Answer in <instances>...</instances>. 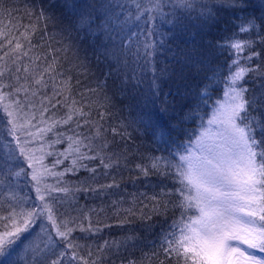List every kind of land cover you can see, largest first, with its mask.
<instances>
[{
  "label": "trees",
  "instance_id": "1",
  "mask_svg": "<svg viewBox=\"0 0 264 264\" xmlns=\"http://www.w3.org/2000/svg\"><path fill=\"white\" fill-rule=\"evenodd\" d=\"M115 2L123 3L131 10L133 19L126 20L127 12L120 14V9L116 8L109 25L101 30L97 27L100 21L91 26L81 25L79 17L63 6L64 0H0V5L9 10L0 15V33L5 34L0 35V45H3L0 62L10 66L15 59L14 55L5 56L9 51L7 39L13 40L11 47L14 48L19 38L24 50L29 51L27 57L16 62L27 64L28 84L33 89L27 93L33 107L24 111L35 112L32 124L41 129L52 128L30 144L29 153L40 151L45 154L47 175L43 184L68 189L67 193L55 194L57 200L50 202L54 204L58 221H73L69 227L75 228L73 242L81 246L76 250L78 256H84L89 262L99 256L102 264H128L129 261L140 264L142 257H152L156 252L159 253L156 259H143V264H156L157 259H164L161 244L164 233L171 231L169 225L173 215L171 212L152 215L151 220H141L139 216L141 211L151 214L150 198L161 187L171 188L172 184L170 178L145 177L136 165H147L150 156L182 153L183 147L198 134L202 121L206 125L215 101L223 99L224 78L229 74L228 65L235 58L225 42L238 33L239 25L247 24L245 17L250 19L260 15V0H247L248 7L244 12L219 8L213 9L211 17L200 18L193 13L191 20L184 18L183 23L175 28L157 18V31L151 39L156 42L158 50L147 64L135 54L137 41L145 39L146 28L151 24L145 25L134 19L132 0ZM48 16L54 19H46ZM171 19V16L166 17V20ZM256 24L259 25L260 21L257 20ZM25 32L31 45L20 35ZM257 32L258 29H250V34H239L234 38L253 40L255 44L251 51L264 53V44L260 42L264 32L259 35ZM124 49L128 51L124 52ZM248 55L249 50L242 53L244 57ZM262 61L264 54L253 57L247 66L261 65L264 71ZM54 62L59 74L48 82L45 92L36 91L38 86L33 78L38 79L39 73ZM153 65L157 67L155 72ZM159 69L166 71L161 73ZM213 70L217 71V77L210 81L207 77ZM235 70L233 67L232 71ZM52 75L45 73L44 79L48 81ZM260 79L258 74L251 73L245 86L259 90ZM205 85H209L206 93ZM9 90L13 91L12 88ZM19 99L25 103L24 91L19 93ZM163 107L169 109L170 116H161L159 110ZM44 108L48 111L44 112ZM78 110L86 115L81 117ZM70 111L75 114L65 124L63 121ZM260 111L257 109L252 114L259 115ZM102 114L104 119L101 120ZM54 121L60 123L53 127ZM158 123H164L168 129L167 144L159 143L152 135ZM97 126L101 129V137L96 136ZM31 131L36 129L31 128ZM0 133L3 138L7 135L5 130ZM77 136L83 141L80 153L69 152V145L75 147ZM104 143H107L106 148L101 147ZM80 154L83 159L78 158ZM102 157L104 164H110V167H104ZM57 160L61 163L56 164ZM73 160L77 161L75 165ZM25 186L15 187V194L25 195ZM3 191L6 194L8 189ZM125 209H132L136 215H128ZM3 213L7 211L0 212V215ZM175 215L179 216V212ZM89 223L91 230L82 232L80 227L88 229ZM149 223L153 225L151 229L143 227ZM41 224L48 226L49 222L35 226L28 238L31 247L25 249L22 246L18 264H34L36 253L32 247L39 243L44 246L47 242L46 236L37 235ZM51 231L54 233L55 230ZM105 241L112 250L101 254L96 250ZM61 250L62 246L57 247L48 261L56 259ZM89 250L93 252L91 257L88 256ZM71 252L69 249L63 257L64 264H83L73 258Z\"/></svg>",
  "mask_w": 264,
  "mask_h": 264
},
{
  "label": "snow or ice",
  "instance_id": "2",
  "mask_svg": "<svg viewBox=\"0 0 264 264\" xmlns=\"http://www.w3.org/2000/svg\"><path fill=\"white\" fill-rule=\"evenodd\" d=\"M132 3L135 6L134 19L142 21L145 25L151 24L146 28L145 39L137 41L135 54L137 59L143 58L146 64L152 61L158 50L156 42L151 39L157 31L155 24L157 18L172 24L175 28L183 23L184 18L191 20L193 13H196V18L211 17L213 9L230 8L244 12L248 7L247 0H218V2L217 0H210V2L205 0H132ZM63 6L72 15L79 17L81 25L91 26L95 21H100L97 27L101 30L109 25L116 8L120 9V14L127 12L126 20L133 19L132 11L126 9L123 3H116L115 0H98L93 3L64 0ZM166 8L169 11L166 12ZM259 8L260 15L252 16L250 19L245 17L247 24L239 25L238 33H234L233 38L225 42L235 58L228 65L229 74L224 78L226 87L223 91V99L215 101L211 116L206 125L202 121L201 130L195 140L185 145L182 153L169 152L168 156H150L147 165H136L145 177L155 175L164 179L170 178L172 184L171 188L161 187L160 191L150 198L151 214L141 211L139 216L141 220H151L152 215H167L170 212L173 215L169 225L171 231L164 233L161 244L164 259H157L156 264H264V71L261 70V65L255 68L247 66L253 57H259L264 53L251 51L255 41L234 38L239 34H250V29H258L257 35L264 32V0H260ZM8 11L0 5V15ZM168 16L173 19L166 20ZM46 19L53 20L54 17L48 16ZM257 20L260 21L259 25L256 24ZM0 35L5 34L0 33ZM20 35L31 45L27 32ZM129 39L131 40V37ZM260 42L264 44V36L260 37ZM7 44L9 51L5 52V56H15V59L11 61L13 65L21 57L29 55V51L24 50L19 38L16 39L14 48L11 47L12 39H7ZM246 50L250 51V55L244 57L242 53ZM127 51L128 49H124V52ZM233 67L236 68L234 72ZM152 70L155 72L157 67L153 65ZM197 70L200 69L197 68ZM24 71L28 72L26 66ZM159 71L163 73L166 69H159ZM15 72L19 73L20 68H16ZM4 73L5 69L0 67V78L4 76ZM45 73L54 75L49 76L46 81ZM251 73H256L261 78L259 90L245 86ZM58 74L54 62L39 73L38 79L33 78L34 83L40 88L47 87L48 82L53 81L54 76ZM216 77L217 71L213 70L207 79L213 81ZM13 79L19 83L20 77L14 76ZM27 79L26 76L25 80ZM3 87L0 85V88ZM8 87L13 89L17 98L12 100L11 104H4L3 109L8 117L7 137L11 139L3 138V134L0 133V212L7 211V215H0V264H18L17 258L22 246L25 249L31 247V240L28 238L34 232L38 222L45 217L49 225L41 224L40 233L37 235L46 236L47 242L42 249L38 247L32 249L39 256L38 260H34V264H64L63 257L67 255L69 249L72 250V257L83 261V264H102L99 256L91 262L84 256H78L76 250L81 246L73 242L72 234L75 228L69 227L73 221L57 220L54 204L50 201H56L55 194L67 193L68 189L45 185L41 194L42 189L39 185L42 173L38 172L34 166L35 153L29 154L27 146L35 141L37 134L42 135L44 132L51 131L52 128L41 129L32 124L35 112H25L24 109H31L33 106L30 103H21L19 99L21 91L25 92V99H27L28 89L14 85H8ZM208 87L209 85H205V93ZM12 94V92L0 91V101ZM257 109L262 111L259 115H253L252 113ZM43 111L47 112L48 109L44 108ZM78 111L81 117L86 115L83 111ZM159 111L162 117L170 116L167 107ZM73 114L75 113L70 111L63 123L66 124L71 120ZM100 119H104L103 114ZM56 123L60 121H54L53 127ZM85 123L87 124L88 121ZM31 128H35L36 131L32 132ZM113 131L116 130L113 129ZM168 134L164 123H158L152 133L161 144H167ZM96 136H102L99 126H97ZM69 139L72 138L69 137ZM74 144L75 147L73 144L69 145L68 151L80 153L83 141L79 136ZM101 147L106 148L107 143L102 144ZM21 158L27 160L29 168L32 169L31 180L34 182L33 186L39 201L30 209L26 206L30 198L18 197L12 183L13 177L26 174L23 168L17 170ZM78 158L83 159V154H80ZM108 158L111 159V157ZM76 162L73 160V165ZM59 163L61 161L57 160L56 164ZM101 163L105 168L111 166L104 164L103 157ZM53 175L62 174L53 173ZM107 187L111 188L113 185H107ZM3 189H8V192L5 194ZM46 196L48 199L45 198ZM147 207L146 205L145 208ZM124 211L130 216L136 215L132 209ZM176 212H179V216L175 215ZM143 227L151 229L153 225L149 223ZM52 229L55 230V236L60 238L59 241L53 238ZM80 230L90 231L91 223L88 229L81 226ZM61 246L63 250L59 252L57 258L48 261L47 257L55 254V249ZM111 250L112 246L105 241L104 245L98 247L96 251L103 254ZM92 255L93 252L89 250L88 256ZM158 255L159 253L154 252L152 257H142L140 264H143V259L147 258L151 261ZM128 264H137V262L129 261Z\"/></svg>",
  "mask_w": 264,
  "mask_h": 264
},
{
  "label": "rangeland",
  "instance_id": "3",
  "mask_svg": "<svg viewBox=\"0 0 264 264\" xmlns=\"http://www.w3.org/2000/svg\"><path fill=\"white\" fill-rule=\"evenodd\" d=\"M127 37H130V35H128ZM0 51H1V47H0ZM25 66L28 68L27 64L26 63H22V62H19L18 64L15 63L14 65L11 64L10 66H8L7 63L0 62V67H2V68L5 69L4 76L2 78H0V85H3L4 87L3 88H0V91H2L4 93H10V92L13 93L11 96L6 97L5 100H4V102L3 101H0V131L1 130H5L6 131V127H7L8 117H7L6 113L3 110L4 109V104H11V101L14 100V98L16 97V94L13 91H10L9 90L10 87H8V85H14V86H17V87L23 86L24 88L28 89V91H33L32 87L29 86V84H28L29 77L27 75L29 74V70H28V72H25L24 71V67ZM16 68H20V72L19 73L15 72V69ZM9 69H10V71H9ZM14 76H19L20 77L19 83H17V81L15 79H13ZM26 76L28 77L27 80H25V77ZM45 90H46L45 87L44 88H40L38 86V89L36 91L45 92ZM25 103H30L32 105V102H31V100L29 98L25 99ZM20 122L22 123L23 120L21 119ZM200 130L198 131V134H199ZM198 134H196V136ZM196 136H195V138H196ZM39 137H40V134H37L36 138H39ZM5 138L6 139H11L10 137H7V135H5ZM195 138L193 140H195ZM29 146H31V145H28L27 146L28 147V150H29ZM29 154H32V153H29ZM44 155L45 154H43L40 151L39 152H36L35 153V157H34V161H33L34 166L37 168L38 172L42 173L41 183L39 185V187H41V189H42L41 194H43V190H44V187H45V184H43L42 182L46 179L45 177L47 175L46 174L47 173V169H46L47 166L44 163V160H46V158H45ZM28 165H29V162L27 160L21 158V161L19 162L18 167L19 168L22 167L25 170V173L26 174H22L20 177H14V180H12V183L14 185V188L16 187V189L19 188L18 186H20L21 184L22 185H26L25 186V189L23 190V192L25 193V195H20L18 197H29L30 199H28L26 206L30 209L31 207H34L36 203H39V201L37 199V194H36L35 188L33 186L34 185V182L31 180L32 169L29 168ZM45 198L48 199L47 196ZM1 215H7V213L6 214L3 213ZM40 222L47 223L46 217L43 218L38 223H40ZM52 234H53V238L55 240H56V238H59V237H56L55 236V231ZM37 247L42 249L44 246L41 245V243H39V244L36 245V247L33 246L32 249L33 248H37ZM51 255H49L47 257V260H49V258H50ZM38 259H39V256L37 254H35L34 255V260H38Z\"/></svg>",
  "mask_w": 264,
  "mask_h": 264
}]
</instances>
